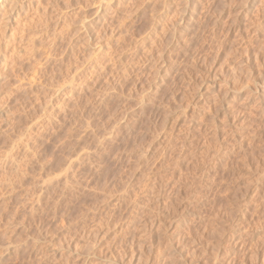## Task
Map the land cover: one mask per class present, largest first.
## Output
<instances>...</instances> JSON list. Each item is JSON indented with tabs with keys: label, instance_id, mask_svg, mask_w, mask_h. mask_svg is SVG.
<instances>
[{
	"label": "clouds",
	"instance_id": "1",
	"mask_svg": "<svg viewBox=\"0 0 264 264\" xmlns=\"http://www.w3.org/2000/svg\"><path fill=\"white\" fill-rule=\"evenodd\" d=\"M64 5L98 29L99 80L114 49L131 50L133 63L149 49L151 71L127 83L112 75L114 103L102 102L93 89L103 85L90 82L72 134L56 144L75 167L40 215L10 198L13 177L35 159L26 145L38 132L0 115V264H264V103L256 102L264 98V0ZM29 7L31 0H0V48L16 43V15ZM37 7L47 18L53 0ZM221 44L238 49L237 79L249 94L238 106L227 99L231 81L212 67ZM100 168L107 176L95 191L103 199L87 182ZM57 204L66 206L62 217ZM45 210L55 227L42 222Z\"/></svg>",
	"mask_w": 264,
	"mask_h": 264
},
{
	"label": "rangeland",
	"instance_id": "2",
	"mask_svg": "<svg viewBox=\"0 0 264 264\" xmlns=\"http://www.w3.org/2000/svg\"><path fill=\"white\" fill-rule=\"evenodd\" d=\"M37 3L38 0H31V7L17 13L13 32L16 43L13 47L0 48V115L19 120L24 127L30 125L38 132L34 146L26 145L32 148L35 159L23 169L21 179L13 177L15 182L10 184V198L13 205L16 201H23L40 215L39 210L50 202L48 197L52 189L67 182L69 170L75 167L68 161L62 162L56 144L72 134L73 112L82 103H87L90 82L103 85L93 89L102 102L114 103L113 91L109 87L112 75H116L117 79L123 77L124 83H127L134 74L136 79L142 78L141 72L147 77L151 69L145 71L149 49H144L134 63L129 55L131 50L114 49L106 53L108 67L103 68V72L108 75L99 80L102 73H96V66L101 62L96 26L85 27L83 22L87 17L81 16L77 8L65 6L64 0H53L47 18L40 16L42 10ZM70 3L75 5L77 0H70ZM237 51L233 46L225 50L221 44L214 57L218 62L212 65L217 76L231 81L232 91L227 99L235 106L239 105L238 97L247 99L249 96L237 79V62L233 59ZM257 60L255 53H251V62L259 74ZM130 64L135 72L130 70ZM134 88L135 84L128 85V92ZM256 102L264 103V98L257 96ZM49 157L51 161L45 163ZM88 169L89 166L85 165L80 168V173L87 174ZM106 176L105 169L100 168L96 177L87 181L94 190L93 194L100 199H103L104 193L95 191L97 180L102 186ZM18 184L22 190L16 192ZM64 207L56 205L60 217L64 215ZM41 219L55 227V221L48 219L46 210ZM65 222L59 219L60 224Z\"/></svg>",
	"mask_w": 264,
	"mask_h": 264
}]
</instances>
